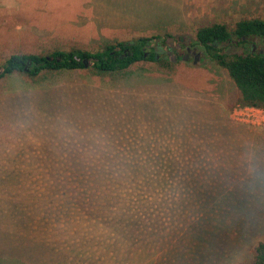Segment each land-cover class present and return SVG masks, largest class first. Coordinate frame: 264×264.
<instances>
[{
  "label": "rangeland",
  "instance_id": "obj_1",
  "mask_svg": "<svg viewBox=\"0 0 264 264\" xmlns=\"http://www.w3.org/2000/svg\"><path fill=\"white\" fill-rule=\"evenodd\" d=\"M253 18L264 0H0V67L140 37L175 64L0 78V264H252L264 242V114L234 117L239 92L195 33ZM258 51L264 39L224 48ZM133 169L180 173L171 212L152 193L129 201ZM110 175L117 192L104 189ZM112 227L128 238L122 263L102 256Z\"/></svg>",
  "mask_w": 264,
  "mask_h": 264
},
{
  "label": "trees",
  "instance_id": "obj_2",
  "mask_svg": "<svg viewBox=\"0 0 264 264\" xmlns=\"http://www.w3.org/2000/svg\"><path fill=\"white\" fill-rule=\"evenodd\" d=\"M159 38L161 37L158 36V39ZM256 38L261 40L264 39V19H242L236 22L232 29L228 28L225 24L218 23L200 27L195 33V44L204 49L210 61L226 71L229 79L239 92V97L236 101L238 104L264 110V53L261 51L256 53L245 52L243 54H227L224 52L226 46L229 47L234 45L239 47L247 44L249 40ZM149 41L150 38L140 37L131 42L110 43L100 50L93 52L74 48L69 51L55 50L46 55L14 54L0 67L2 70L0 78L16 73H24L34 78L44 72L76 71L87 68L93 69L99 73H112L126 71L132 66L142 62L154 63L156 67L162 71L173 72L175 64L170 59V56L158 54L155 48L149 46ZM161 41L163 43L165 40L162 39ZM128 171V180L135 182L136 185L140 184L137 189L134 188V186H132L134 189H130V185L128 186L129 190L127 194L130 196L129 201L132 202L133 205L143 206L141 200L152 193V196L156 197L158 203L161 205L159 207L160 210L157 211L160 213L161 211L165 213L169 210L170 212L172 211V204H170V202L177 198V187L174 186V183L181 177L180 173L136 169ZM107 180L108 186H104L105 191H108L111 185L116 183L117 192L120 179L110 175L107 177ZM174 180L175 182L172 186L168 185V182H173ZM116 192L114 196L115 199ZM186 193L189 192L186 190ZM98 199L102 202L106 201L104 205L109 203V199L104 196H100ZM69 203H67L66 208L63 207V211L71 214L69 211L71 209ZM88 203H92V200H88ZM104 205L98 206L101 214L104 213ZM136 208L132 209L133 212H130V209L128 212L122 210L121 214L125 212L126 214H133L137 210ZM121 218H124V216ZM126 221H128V217ZM102 222L103 221H100L99 225ZM122 223L128 226V224H126L127 222L123 221ZM134 226L139 229L138 224H134ZM142 227L141 225V232L146 229V225H144V229H142ZM172 228L175 229L174 231L177 233L180 230L177 226L174 227V223L172 224ZM102 229L104 232V228ZM120 234V232L112 227L110 231L106 230L105 238L104 235H100L101 240L104 238L102 242V245L104 244V246H102V256H109L108 258L110 259L112 253L115 255L117 254V256L120 253L122 256H118V263L123 262L124 245L128 243V238L124 236L125 240H121L119 237ZM155 234L156 233L153 232L151 235ZM126 235L128 237V233H126ZM169 242L170 241H166V244ZM94 244L95 243H92V248L95 247ZM170 246H172V244ZM86 248H88V250H84V253H81L82 255L88 252L90 256H93L98 255V250L100 252V247L96 250H92L90 247ZM104 248H106L105 254ZM252 264H264V242L258 243L254 248Z\"/></svg>",
  "mask_w": 264,
  "mask_h": 264
},
{
  "label": "built area",
  "instance_id": "obj_3",
  "mask_svg": "<svg viewBox=\"0 0 264 264\" xmlns=\"http://www.w3.org/2000/svg\"><path fill=\"white\" fill-rule=\"evenodd\" d=\"M254 112L264 114V110L249 106L238 105L236 106V108L233 109V115L238 121H245L246 119L248 121L249 119H252L251 117H254L252 113ZM248 116L251 117L247 118Z\"/></svg>",
  "mask_w": 264,
  "mask_h": 264
},
{
  "label": "water",
  "instance_id": "obj_4",
  "mask_svg": "<svg viewBox=\"0 0 264 264\" xmlns=\"http://www.w3.org/2000/svg\"><path fill=\"white\" fill-rule=\"evenodd\" d=\"M159 42V40H157V43ZM170 59L172 60V57H170ZM26 69V68H25ZM2 70L0 69V74H1Z\"/></svg>",
  "mask_w": 264,
  "mask_h": 264
},
{
  "label": "flooded vegetation",
  "instance_id": "obj_5",
  "mask_svg": "<svg viewBox=\"0 0 264 264\" xmlns=\"http://www.w3.org/2000/svg\"><path fill=\"white\" fill-rule=\"evenodd\" d=\"M155 51H156V49H155ZM157 52V51H156ZM167 53H168V50L166 51Z\"/></svg>",
  "mask_w": 264,
  "mask_h": 264
}]
</instances>
